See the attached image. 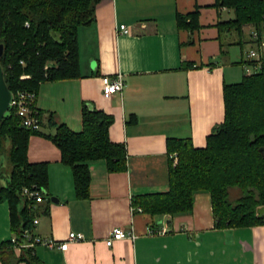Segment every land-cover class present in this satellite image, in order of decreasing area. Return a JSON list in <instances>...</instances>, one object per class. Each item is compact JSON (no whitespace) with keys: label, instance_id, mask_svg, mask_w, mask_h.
<instances>
[{"label":"crops","instance_id":"0c3cea01","mask_svg":"<svg viewBox=\"0 0 264 264\" xmlns=\"http://www.w3.org/2000/svg\"><path fill=\"white\" fill-rule=\"evenodd\" d=\"M214 4V0H101L93 23L77 30L79 78L39 85L34 105L43 114L41 134L55 133L48 114L53 115L52 122L80 132L86 106L111 115L109 138L126 151L125 172L109 173L102 160L87 163L90 185L88 197L81 199L57 147L43 136H30L27 160L46 163L48 176L46 199L33 212L38 223L31 233L59 244L70 233L83 236L69 242L65 251L30 249L39 263L264 264V222L215 228L206 193L195 195L192 211L185 215L151 217L132 207L136 197L168 191L169 155L175 154H167L166 141L189 139L195 148H203L224 118L223 86L237 84L246 75L244 54L238 62L231 60L226 36L217 26L232 14ZM196 8L199 28L192 32L177 28L176 15ZM120 25L130 35H121ZM248 31L243 47H249L254 30ZM115 74H123L124 89L106 98L101 78ZM1 181L4 185L5 179ZM116 227L132 230L135 240L107 247L105 240ZM161 228L167 234L148 233ZM13 234L9 206L0 203V245L8 244L17 259L25 250L11 249ZM0 264L5 263L0 259Z\"/></svg>","mask_w":264,"mask_h":264},{"label":"trees","instance_id":"16d2710c","mask_svg":"<svg viewBox=\"0 0 264 264\" xmlns=\"http://www.w3.org/2000/svg\"><path fill=\"white\" fill-rule=\"evenodd\" d=\"M101 0H0V67L4 81L14 95L18 91L37 93L44 82L79 78L77 30L95 20V8ZM214 7L224 8L232 17L217 26L222 35H237L229 45L243 46L244 33L253 29L264 32V0H214ZM198 8L176 15L177 28L192 32L199 28ZM27 24V25H26ZM222 46V44H221ZM24 65H21L20 62ZM239 64H242L241 62ZM22 76H27L21 79ZM224 118L206 138L203 148H195L189 139L166 141L169 158L168 191L136 197L135 212L151 217L189 214L195 195L211 198L215 228H244L263 223L257 209L264 208V55L259 72L245 75L237 84L223 86ZM40 126L43 114L37 111ZM46 120L55 129L53 135L39 130L21 129L19 119L9 111L0 124V156L7 153L10 170L0 185V203L9 206L12 231L30 227L39 204L28 209L21 191L35 186L46 189V163L27 160L32 135L48 139L60 152L61 162L74 177L76 196L88 197L90 173L87 163L102 160L109 173L126 171L123 144L109 138L113 118L102 111L82 108L80 132H72L62 123ZM239 197L229 201L230 191ZM8 244L0 245V259L5 264H41L25 250L15 259ZM6 255V259H3Z\"/></svg>","mask_w":264,"mask_h":264},{"label":"built area","instance_id":"2783aa9c","mask_svg":"<svg viewBox=\"0 0 264 264\" xmlns=\"http://www.w3.org/2000/svg\"><path fill=\"white\" fill-rule=\"evenodd\" d=\"M27 25V24H26ZM119 33L122 35H130V30L124 25L119 26ZM245 57L244 70L246 75L259 72L262 66V58L264 55V32L259 34L257 31H253L250 35V44L247 50L243 52ZM21 65L24 63L21 61ZM27 76H22L21 79H25ZM101 86L103 96L111 98L115 94H121L124 89L123 74H115L113 77L104 76L101 78ZM36 93L29 91H18L12 95L9 103V111L16 116L22 127L37 131L40 129V122L37 116V109L35 108ZM9 113V112H8ZM169 158L175 159V156L169 155ZM21 195L28 205V209L33 204H39L46 199V193L43 189H37L35 186L29 188H23ZM264 215V214H263ZM264 222V218H263ZM38 221L33 219L30 227L20 229L17 233H14L9 240V246L13 250H30L35 246H43L48 249H59L65 251L69 242H78L83 240L81 234L70 233L67 240L60 243L52 239H43L34 237L32 230L37 225ZM168 230L161 228L159 230H149L150 235H165ZM136 236L132 230L126 231L123 228L116 227L111 230L108 237L105 240V245L111 247L114 242L122 240H135Z\"/></svg>","mask_w":264,"mask_h":264},{"label":"rangeland","instance_id":"374dc122","mask_svg":"<svg viewBox=\"0 0 264 264\" xmlns=\"http://www.w3.org/2000/svg\"><path fill=\"white\" fill-rule=\"evenodd\" d=\"M231 17H232V15H231ZM244 34H245L244 35L245 38L248 37L249 31L246 30ZM232 40H237V35L235 33H230V36L225 37V40H224L225 49L229 50L231 60L238 62L240 57H241L240 55H242L243 51L247 50V47L246 46L241 47V46H238L236 44L231 45V46L230 45L227 46L229 43H231ZM245 74H246V72H245ZM9 170H10V164L7 160V153H5V154H2L0 156V173H1V176L5 177L6 174L9 172ZM1 180H3V178L2 179L0 178V185H3ZM238 197H239L238 189H232L230 191L229 201L231 203H234L236 198H238Z\"/></svg>","mask_w":264,"mask_h":264},{"label":"water","instance_id":"95a60500","mask_svg":"<svg viewBox=\"0 0 264 264\" xmlns=\"http://www.w3.org/2000/svg\"><path fill=\"white\" fill-rule=\"evenodd\" d=\"M3 47L0 45V56L2 55ZM12 94L7 88L4 81L3 70L0 67V124L4 118V116L9 112V103L11 101ZM21 129H25L20 126ZM57 202V201H54ZM264 214V208L257 209V217H261Z\"/></svg>","mask_w":264,"mask_h":264}]
</instances>
